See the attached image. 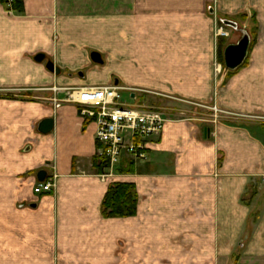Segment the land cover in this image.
<instances>
[{
  "label": "crops",
  "instance_id": "obj_1",
  "mask_svg": "<svg viewBox=\"0 0 264 264\" xmlns=\"http://www.w3.org/2000/svg\"><path fill=\"white\" fill-rule=\"evenodd\" d=\"M221 20L250 40L233 71L241 36L217 48ZM109 84L217 111L164 113L144 158L99 171L96 123L61 89ZM39 170L54 190L33 192ZM114 183L134 186L133 216H103ZM0 264H264V0L0 2Z\"/></svg>",
  "mask_w": 264,
  "mask_h": 264
},
{
  "label": "built area",
  "instance_id": "obj_2",
  "mask_svg": "<svg viewBox=\"0 0 264 264\" xmlns=\"http://www.w3.org/2000/svg\"><path fill=\"white\" fill-rule=\"evenodd\" d=\"M7 11H11L12 0H0ZM219 36H228L220 28ZM53 92L57 88H52ZM65 100L79 107L84 120L96 123L95 139L100 144L96 153L98 166L113 169L127 154L144 158L145 140L162 131L166 118L159 109L142 107L121 100L120 92L129 90L117 84L70 87L61 89ZM56 104L59 102L53 98ZM212 109L217 111L215 107ZM56 186V175L48 176L43 182H36L35 194L48 193Z\"/></svg>",
  "mask_w": 264,
  "mask_h": 264
},
{
  "label": "rangeland",
  "instance_id": "obj_3",
  "mask_svg": "<svg viewBox=\"0 0 264 264\" xmlns=\"http://www.w3.org/2000/svg\"><path fill=\"white\" fill-rule=\"evenodd\" d=\"M81 9H82V7H80V10ZM100 9L101 8L96 7L97 11H100ZM96 10H95L96 14L94 15V18L101 19V15L99 16V14H97ZM83 18L86 19V17H83ZM220 28H222V30H224L225 32L229 33L228 30H225V26L221 22L218 21L215 23V27H214V35H215L216 39H217V37H219ZM239 33L235 37L234 36L231 37L230 34H228V36H222V37H224V39L220 40V42L217 45V48L218 47H225L226 42H231V41L233 42L236 37L242 36V34H239ZM100 44H101V42H100ZM89 49L99 51L102 54L101 57L103 58V52H102V46L101 45L99 47H95V48L91 47ZM102 64L91 62L90 65H91V67L95 66L97 69L102 70L105 67V65L103 64L104 65L103 66ZM87 71H88V68L83 69L81 72H82V74H85V73H87ZM113 76L117 77V75H113ZM124 88H128L129 90L120 92L122 101L125 100L127 102H131L132 98H130V95H133L135 104H139L142 107L144 106L147 108H150V107L154 108V109L158 108L162 112L166 113V116H167V114L168 115H174L175 117H186V116H190V115H195V116L198 115L199 116L200 114H202L204 116V114L209 115V113H214V111H215L214 109H212V107L206 109V108L199 107L198 105L188 104L185 102L171 100V99H167V98H163V97H160L161 100H159L157 102L155 100V98H157V96L152 95L150 93H146L145 90H140V89H137L135 87L134 88L133 87H124ZM164 117H165V115H164ZM207 118H209V117H207Z\"/></svg>",
  "mask_w": 264,
  "mask_h": 264
},
{
  "label": "water",
  "instance_id": "obj_4",
  "mask_svg": "<svg viewBox=\"0 0 264 264\" xmlns=\"http://www.w3.org/2000/svg\"><path fill=\"white\" fill-rule=\"evenodd\" d=\"M221 23L225 25L226 27L231 28L234 31H238V27L235 22L228 21V20H221ZM240 32L242 33V36L238 40V42L235 44L227 45L223 50V60H224L223 63H224V67L227 70H231V71L235 70L244 62L246 58L250 40H249V36L244 30H240ZM34 59L37 62H42L45 60V56L44 54L39 53L35 56ZM90 59L93 62L98 63V64L103 63L100 53L96 51H92L90 53ZM45 67L48 71L52 73H55V74L60 73V69L57 66H55V64L51 60L46 61ZM79 74L82 75L81 73ZM37 128H38V131L42 134L49 133L53 128V119L50 117L43 119L42 121L39 122ZM46 175L47 173L45 170H39L36 175L37 180L39 182H43L46 178Z\"/></svg>",
  "mask_w": 264,
  "mask_h": 264
},
{
  "label": "trees",
  "instance_id": "obj_5",
  "mask_svg": "<svg viewBox=\"0 0 264 264\" xmlns=\"http://www.w3.org/2000/svg\"><path fill=\"white\" fill-rule=\"evenodd\" d=\"M11 8L16 13L22 12L23 0H12ZM220 49L219 52L221 51ZM220 58H222L221 54H220ZM104 167L105 165L99 166L98 168L99 171H101ZM133 190H134V186L131 184H127V183L111 184L108 187V190L102 200L101 210L103 216L104 217L133 216L136 212V197L134 195Z\"/></svg>",
  "mask_w": 264,
  "mask_h": 264
}]
</instances>
